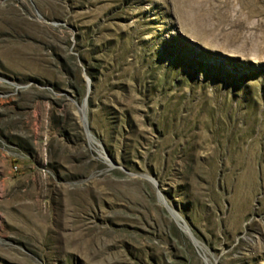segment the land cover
Here are the masks:
<instances>
[{
    "label": "rangeland",
    "instance_id": "rangeland-1",
    "mask_svg": "<svg viewBox=\"0 0 264 264\" xmlns=\"http://www.w3.org/2000/svg\"><path fill=\"white\" fill-rule=\"evenodd\" d=\"M0 264H264V0H0Z\"/></svg>",
    "mask_w": 264,
    "mask_h": 264
}]
</instances>
